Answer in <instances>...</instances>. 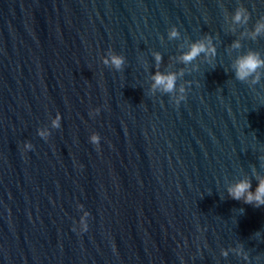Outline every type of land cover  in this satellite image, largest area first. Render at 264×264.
<instances>
[{"label": "water", "instance_id": "water-1", "mask_svg": "<svg viewBox=\"0 0 264 264\" xmlns=\"http://www.w3.org/2000/svg\"><path fill=\"white\" fill-rule=\"evenodd\" d=\"M261 19L264 0H0V264H264V205L227 191L264 177V68L234 74L264 58Z\"/></svg>", "mask_w": 264, "mask_h": 264}, {"label": "clouds", "instance_id": "clouds-1", "mask_svg": "<svg viewBox=\"0 0 264 264\" xmlns=\"http://www.w3.org/2000/svg\"><path fill=\"white\" fill-rule=\"evenodd\" d=\"M233 20L237 23L245 22L248 19V15L243 8H238L233 13ZM261 32H264V19H261L257 22V24L253 28L252 35H259ZM178 35V31L176 27L173 25L169 29V36L175 37ZM234 46H239L236 43ZM201 52L206 54H214V46L211 44L210 38H205V40L193 41L187 51L181 54L180 59L184 62H189L195 59ZM155 59L158 61L160 59V55L158 53L154 54ZM105 63H111L114 67L119 68L123 63V57L118 55H110L105 61ZM264 68V58H262L256 52H248L244 55H241L236 58L234 62V74L235 77L239 80H247L249 77H252L253 82H257L259 80L258 69ZM177 74L176 73H161L155 72L152 76V87L155 89H160L164 92H173L178 91L179 93L184 92V88L180 87L177 89L176 85ZM183 99V95L177 97V102ZM99 108L90 110L89 115L98 114ZM61 126V115L59 112L55 114L50 119V124L48 126H44L37 129V134L44 140H47L50 135V129H56ZM100 136L95 131L91 132L88 140L91 144L99 147ZM33 145L25 141L23 143V150L27 151L31 149ZM228 194L237 200L243 199L245 203L253 204L255 206L264 205V177H260L257 180V184L255 189L251 188V182L242 179L237 181L236 183L230 185L227 189ZM77 208L81 210V215L79 217L78 222H74V224H78L77 227L74 226L73 230H79L81 232L86 231L88 228L87 218L90 213L88 211H84V206L82 204H78ZM247 260V256L244 257Z\"/></svg>", "mask_w": 264, "mask_h": 264}]
</instances>
